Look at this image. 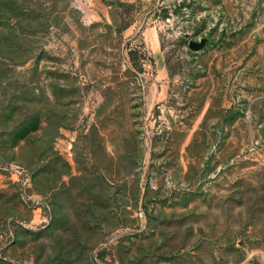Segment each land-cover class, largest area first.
Returning a JSON list of instances; mask_svg holds the SVG:
<instances>
[{"label": "rangeland", "instance_id": "rangeland-1", "mask_svg": "<svg viewBox=\"0 0 264 264\" xmlns=\"http://www.w3.org/2000/svg\"><path fill=\"white\" fill-rule=\"evenodd\" d=\"M0 264H264V0H0Z\"/></svg>", "mask_w": 264, "mask_h": 264}, {"label": "water", "instance_id": "water-1", "mask_svg": "<svg viewBox=\"0 0 264 264\" xmlns=\"http://www.w3.org/2000/svg\"><path fill=\"white\" fill-rule=\"evenodd\" d=\"M182 35L185 38H189L188 33H183ZM206 42H207V38H205V37L199 38L198 40L188 39L187 47L190 50L196 51V50L201 49Z\"/></svg>", "mask_w": 264, "mask_h": 264}, {"label": "crops", "instance_id": "crops-1", "mask_svg": "<svg viewBox=\"0 0 264 264\" xmlns=\"http://www.w3.org/2000/svg\"><path fill=\"white\" fill-rule=\"evenodd\" d=\"M116 1H118L119 3L128 4V3L134 2L135 0H116ZM141 1H145V0H141ZM150 43H152V49H153L154 53H156L155 51L158 50V46H157V40H156L155 36L150 37ZM155 55H157V54H155Z\"/></svg>", "mask_w": 264, "mask_h": 264}]
</instances>
